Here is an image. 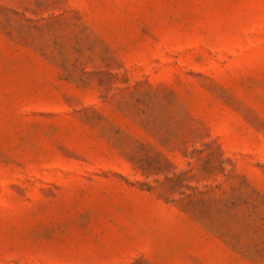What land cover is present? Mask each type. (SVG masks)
<instances>
[{"label":"rangeland","instance_id":"obj_1","mask_svg":"<svg viewBox=\"0 0 264 264\" xmlns=\"http://www.w3.org/2000/svg\"><path fill=\"white\" fill-rule=\"evenodd\" d=\"M0 264H264V0H0Z\"/></svg>","mask_w":264,"mask_h":264}]
</instances>
